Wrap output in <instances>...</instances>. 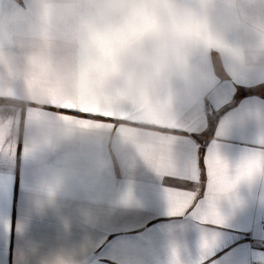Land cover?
<instances>
[{
	"label": "clouds",
	"instance_id": "obj_1",
	"mask_svg": "<svg viewBox=\"0 0 264 264\" xmlns=\"http://www.w3.org/2000/svg\"><path fill=\"white\" fill-rule=\"evenodd\" d=\"M213 52L235 73L264 75V0H0V99L35 106L24 119L27 153L38 164L54 158L38 203L64 198L75 180L102 185L105 148L142 157L146 140L80 127L76 118L58 124L42 116L47 105L116 110L178 129L212 89ZM74 126L98 131L73 138ZM17 138L15 113L0 105V143ZM241 165L251 166L246 180L264 174V151L233 172ZM45 264L75 261L61 252Z\"/></svg>",
	"mask_w": 264,
	"mask_h": 264
},
{
	"label": "crops",
	"instance_id": "obj_2",
	"mask_svg": "<svg viewBox=\"0 0 264 264\" xmlns=\"http://www.w3.org/2000/svg\"><path fill=\"white\" fill-rule=\"evenodd\" d=\"M213 84L184 125L197 133L196 142L180 134L176 151L186 176L198 159L201 184L192 185L197 201H205L208 177L205 158L214 146L232 168L245 156L264 151V75L235 73L213 52L207 62ZM235 101L215 121L214 113ZM16 116L15 154H0V264H45L70 252L75 264H264V174L241 181L222 193L216 208L224 223L203 221L206 205L193 214L172 215L165 188L188 185L187 179L165 180L134 149L105 148L106 179L102 185L75 180L64 198L41 206L38 185L54 158L33 162L28 153L24 119L34 109L0 99ZM117 124L47 105L42 116L62 124V116ZM111 132L110 129H107ZM85 130L72 128V137Z\"/></svg>",
	"mask_w": 264,
	"mask_h": 264
},
{
	"label": "snow or ice",
	"instance_id": "obj_3",
	"mask_svg": "<svg viewBox=\"0 0 264 264\" xmlns=\"http://www.w3.org/2000/svg\"><path fill=\"white\" fill-rule=\"evenodd\" d=\"M55 106L54 103H50ZM33 105L30 108H34ZM63 108L71 109L70 105ZM78 113L89 116H103L112 120L121 121L119 125L96 122L92 119L76 118L75 124L80 127L89 129H110L118 133H129L133 136H143L145 142L140 145V153L143 160L154 168L165 180L179 181L187 179V186L177 184L174 187L165 188L166 198L169 205V212L172 215L184 214L189 210H194L193 214L201 211L206 205L203 214V221L208 225H219L224 223V217L216 208V200L222 193H228L236 186L252 175L250 165H241L234 172L232 167L225 160L214 146L209 150L205 164L207 167L208 191L205 201H197V192L192 190V185L201 184L203 180L202 169L198 159L193 161L190 170L185 176V169L177 155V145L180 143L178 136L183 134L190 136L193 143L196 142L197 133L181 126L170 128L167 126H155L150 122L135 120L129 113L117 112L116 110H99V109H75ZM74 118L72 116H62V120ZM127 125V127H125ZM28 149L25 148V152ZM15 154V145L12 143H0V154Z\"/></svg>",
	"mask_w": 264,
	"mask_h": 264
},
{
	"label": "water",
	"instance_id": "obj_4",
	"mask_svg": "<svg viewBox=\"0 0 264 264\" xmlns=\"http://www.w3.org/2000/svg\"><path fill=\"white\" fill-rule=\"evenodd\" d=\"M235 103V101H232L231 103L226 104L225 106H223L221 109H219L218 111H216L213 115V119L216 121L220 115H222V113H224L225 111H227L231 106H233Z\"/></svg>",
	"mask_w": 264,
	"mask_h": 264
},
{
	"label": "rangeland",
	"instance_id": "obj_5",
	"mask_svg": "<svg viewBox=\"0 0 264 264\" xmlns=\"http://www.w3.org/2000/svg\"><path fill=\"white\" fill-rule=\"evenodd\" d=\"M206 107H210V106L207 105ZM206 107H205V108H206ZM205 108H204V111H205ZM210 108H211V107H210ZM211 109H212V108H211ZM205 112H206V111H205ZM206 113H207V112H206ZM208 113H210L211 115H214V111H213V109H212L211 112H208ZM208 113H207V114H208Z\"/></svg>",
	"mask_w": 264,
	"mask_h": 264
},
{
	"label": "built area",
	"instance_id": "obj_6",
	"mask_svg": "<svg viewBox=\"0 0 264 264\" xmlns=\"http://www.w3.org/2000/svg\"><path fill=\"white\" fill-rule=\"evenodd\" d=\"M205 111L208 113V112H211L212 109H211L210 107H206V108H205Z\"/></svg>",
	"mask_w": 264,
	"mask_h": 264
}]
</instances>
